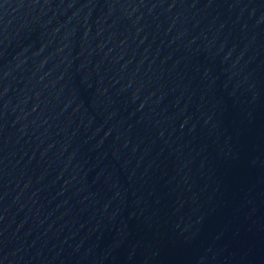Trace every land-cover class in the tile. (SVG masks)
Returning <instances> with one entry per match:
<instances>
[{
    "label": "water",
    "instance_id": "water-1",
    "mask_svg": "<svg viewBox=\"0 0 264 264\" xmlns=\"http://www.w3.org/2000/svg\"><path fill=\"white\" fill-rule=\"evenodd\" d=\"M0 264H264V0H0Z\"/></svg>",
    "mask_w": 264,
    "mask_h": 264
}]
</instances>
